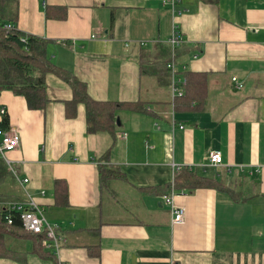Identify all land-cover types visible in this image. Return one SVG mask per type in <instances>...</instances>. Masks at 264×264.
Wrapping results in <instances>:
<instances>
[{
  "label": "crops",
  "instance_id": "1",
  "mask_svg": "<svg viewBox=\"0 0 264 264\" xmlns=\"http://www.w3.org/2000/svg\"><path fill=\"white\" fill-rule=\"evenodd\" d=\"M49 5L65 8L66 17L47 18ZM17 26L48 38L52 61L94 99L141 100L147 110L120 108L115 134L90 133L85 104L67 115L73 89L55 73L46 75L42 109L1 91L0 106L22 139L7 156L19 179L29 178L21 184L3 159L8 189L21 191L14 201L33 198L62 243L56 252L43 239L40 252L36 235H10L15 252L0 264H264V0H181L175 11L164 0H18ZM174 28L185 37L177 78L185 90L188 71L207 75L205 110L174 109L162 51L171 61ZM216 151L223 162L214 166ZM104 160L125 176L106 188ZM181 166L217 176L237 198L215 188L173 189L175 205L186 209L174 225L153 189L171 184ZM58 179L66 181V204L56 195ZM95 245L98 257L89 251Z\"/></svg>",
  "mask_w": 264,
  "mask_h": 264
},
{
  "label": "trees",
  "instance_id": "2",
  "mask_svg": "<svg viewBox=\"0 0 264 264\" xmlns=\"http://www.w3.org/2000/svg\"><path fill=\"white\" fill-rule=\"evenodd\" d=\"M66 15L67 10L65 8L51 5L46 7L47 18L63 19ZM17 20L18 0H0V93L4 89L12 90L16 94L24 96L31 109H42L49 100L46 94V75L50 72L55 73L67 81L73 89V98L67 102V115L74 117L78 104H85L87 129L90 133L107 131L115 134L118 128L116 112L120 108L139 112L147 110V104L141 100L116 102L94 99L89 94L87 84L84 81L52 61L48 54L50 40L46 37L21 31L17 26ZM162 51L169 61L170 50L163 48ZM168 61L164 63L166 68ZM141 68L143 73V66ZM167 71L169 72V70ZM186 75L187 84L184 93L174 99V109L176 111L205 110L208 102L207 75L195 71H188ZM0 127H9V118L6 115L2 118ZM107 155L106 159L108 158ZM99 175L101 186L104 188L113 178H125L120 168L106 163L105 160L99 164ZM10 176L8 165L0 158V184L4 183ZM199 188H215L234 195V191L228 188L225 181L217 176L205 175L187 166L176 168L172 183L153 189V193L166 196L170 195L173 189L194 191ZM55 191L58 201L61 202L62 199V203L66 204V181L63 179L56 180ZM3 194L4 191L0 190V202L7 200L2 197ZM234 198L237 197L234 195ZM20 216V212L0 205V257L15 252L9 248L8 242H6L8 236L23 238L33 235L24 229ZM9 220H12V223H9ZM35 235L38 239L37 250L45 252L41 246V241L45 235L34 234L33 236ZM89 251L98 257L100 254L99 245L90 247ZM48 255L51 257L49 252Z\"/></svg>",
  "mask_w": 264,
  "mask_h": 264
},
{
  "label": "built area",
  "instance_id": "3",
  "mask_svg": "<svg viewBox=\"0 0 264 264\" xmlns=\"http://www.w3.org/2000/svg\"><path fill=\"white\" fill-rule=\"evenodd\" d=\"M180 1L181 0H164V2L171 4L174 11L176 10V6ZM178 11L179 13L183 12L182 10ZM184 41V35L179 32L178 29L174 28V31L168 40L172 50V59L168 62L167 65L172 76V89L174 98H176L177 96H181L184 93L185 81L177 78L178 69L176 64V51L178 47H180L184 43ZM233 80L236 81V78L234 77ZM241 86V84H238V87ZM6 113V108L4 106H0V122L2 121V118L6 115ZM180 127L184 128L185 125H182ZM122 136L126 137L125 134H123ZM21 140L22 139L20 134L11 126H9L8 128L0 127V158L4 159L8 163L14 174H16V171L7 155L9 152L17 150L21 147ZM222 162L223 157L219 151H216L209 156V163L214 166L220 165ZM16 177L21 182V184H25L29 181V178L19 179L17 174ZM173 195L174 193L166 195L164 196V199L171 207V211L173 214V224L175 225L184 222L186 209L184 207L175 205ZM0 205L3 207H7L13 211L20 212V217L24 229L32 234H44L45 238L43 241V245L58 252L62 243V237L58 234L56 225L51 224L46 219L45 215L42 212V209L33 198H31L27 202L3 200L0 202ZM9 223H12V220H9Z\"/></svg>",
  "mask_w": 264,
  "mask_h": 264
},
{
  "label": "rangeland",
  "instance_id": "4",
  "mask_svg": "<svg viewBox=\"0 0 264 264\" xmlns=\"http://www.w3.org/2000/svg\"><path fill=\"white\" fill-rule=\"evenodd\" d=\"M8 170H9L10 175H11L12 174L11 170L9 168H8ZM10 178H11V176L8 177V179L4 183L0 184V190L4 191V194L2 196L3 198H5L7 200H8V198H10L9 199L10 201H14L15 200L14 198H16V196L18 194L21 195V191L18 190L17 188H15L14 186L11 187V185H10V190L8 189L7 181H9Z\"/></svg>",
  "mask_w": 264,
  "mask_h": 264
},
{
  "label": "water",
  "instance_id": "5",
  "mask_svg": "<svg viewBox=\"0 0 264 264\" xmlns=\"http://www.w3.org/2000/svg\"><path fill=\"white\" fill-rule=\"evenodd\" d=\"M118 124H120V121L118 120Z\"/></svg>",
  "mask_w": 264,
  "mask_h": 264
}]
</instances>
